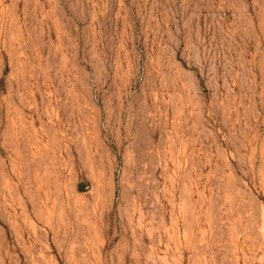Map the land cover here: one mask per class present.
I'll use <instances>...</instances> for the list:
<instances>
[{
    "label": "rangeland",
    "instance_id": "1",
    "mask_svg": "<svg viewBox=\"0 0 264 264\" xmlns=\"http://www.w3.org/2000/svg\"><path fill=\"white\" fill-rule=\"evenodd\" d=\"M0 264H264V0H0Z\"/></svg>",
    "mask_w": 264,
    "mask_h": 264
}]
</instances>
